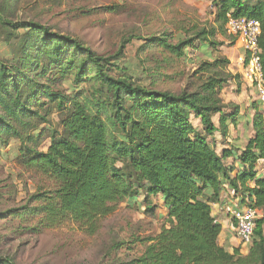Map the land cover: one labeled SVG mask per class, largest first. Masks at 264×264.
I'll list each match as a JSON object with an SVG mask.
<instances>
[{
  "label": "trees",
  "instance_id": "trees-1",
  "mask_svg": "<svg viewBox=\"0 0 264 264\" xmlns=\"http://www.w3.org/2000/svg\"><path fill=\"white\" fill-rule=\"evenodd\" d=\"M17 2L0 0V26L9 30L0 53V140L19 142L20 164L42 174L50 186L32 195L38 203L27 211L8 209L7 215L40 216L31 231L66 220L91 231L120 203H137L142 193L140 204L151 215L159 208L155 200H163L165 225L144 240L142 254L118 264H264V110L252 104V135L244 147L218 154L207 141L215 131L225 136L241 117L234 104L224 111L221 92L234 78L221 68L228 61H200L193 89L150 88L132 79L119 53L101 55L42 23L9 20L6 14ZM212 5L209 27L194 22L189 30L180 27L183 32L176 36L166 31L150 36L145 46L180 59L195 40L201 49H216L221 43L215 36L226 33L228 14L253 18L261 29L264 83V0H213ZM53 112L61 130L48 135L43 152L38 146L46 129L40 126ZM231 156L237 165H225ZM224 188L231 190L238 208L263 214L245 254L217 241L221 224L210 203ZM0 264L21 263L0 254Z\"/></svg>",
  "mask_w": 264,
  "mask_h": 264
},
{
  "label": "rangeland",
  "instance_id": "rangeland-1",
  "mask_svg": "<svg viewBox=\"0 0 264 264\" xmlns=\"http://www.w3.org/2000/svg\"><path fill=\"white\" fill-rule=\"evenodd\" d=\"M212 3L213 0H18L6 15H10L9 20L47 25L54 32L75 37L98 54L119 53L121 66L134 81L179 92L196 87L198 81L193 74L202 60H227L221 68L228 72L229 48L238 37L229 33L226 22V33L215 36L221 43L216 49H201L200 42L195 40L180 59L159 47L145 46L147 39L165 31L176 36L183 32L180 27L189 30L194 22L209 27L215 13ZM8 33L7 27L0 26V53L6 50L3 40ZM230 74L234 78L223 88L222 98L231 90L232 83L241 84L238 75ZM48 119L49 123L40 126L46 129L45 140L38 146L43 152L50 144L48 135L61 130L58 112ZM19 148L20 143L15 140L8 145L0 140L1 255L21 264H118L142 254L144 240L156 236L165 225L160 207L154 215L146 212L144 203L140 204L141 193L137 203H120L114 212L98 221L94 230L66 220L51 228L31 231L30 228L37 227L40 216L28 213L27 217L18 218L15 214L7 215L6 210L27 211L38 203L32 195L45 191L50 182L20 164ZM118 243L122 244L116 247Z\"/></svg>",
  "mask_w": 264,
  "mask_h": 264
},
{
  "label": "crops",
  "instance_id": "crops-1",
  "mask_svg": "<svg viewBox=\"0 0 264 264\" xmlns=\"http://www.w3.org/2000/svg\"><path fill=\"white\" fill-rule=\"evenodd\" d=\"M236 40L237 41L229 48L228 59L230 60V65L228 67V72L238 75L241 84L238 86L237 83H232L231 90L223 94V101L226 104L224 111L230 112L227 104H234L239 107L241 117L236 126L232 124L229 125V131L225 136L221 135L219 131H215L213 135L207 137V141H210L218 154H221L226 148L244 147L252 135L251 119L254 114L252 104L259 103V108L264 110V107L257 99V90L244 83L240 59L245 54V51L242 42L238 38ZM233 88L235 90H233ZM218 120V115L213 116L212 121L215 126L218 125ZM195 126H197L199 131L202 130V126L199 122L195 121ZM224 163L225 165H237V160L231 156L227 158ZM261 166L259 167L258 173L262 172ZM155 202L158 207L161 208L163 217H165L166 208L163 206V200L158 198ZM210 206L212 216L221 224V232L217 239L218 244L228 251H232L234 248H240L242 253L248 251L250 246L245 247L241 245L235 234V223L231 215V210L237 207V199L233 197L231 190L229 188H224L220 192L218 199L211 202Z\"/></svg>",
  "mask_w": 264,
  "mask_h": 264
},
{
  "label": "built area",
  "instance_id": "built-area-1",
  "mask_svg": "<svg viewBox=\"0 0 264 264\" xmlns=\"http://www.w3.org/2000/svg\"><path fill=\"white\" fill-rule=\"evenodd\" d=\"M227 28L242 42L245 54L241 57L242 77L244 82L257 90V99L264 107V83L261 64V48L258 44L260 24L257 20L246 16L232 17L227 15ZM234 220L235 234L241 245L248 247L252 244L256 219L263 214L248 207L231 210ZM264 228V225H263Z\"/></svg>",
  "mask_w": 264,
  "mask_h": 264
}]
</instances>
